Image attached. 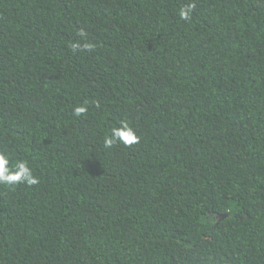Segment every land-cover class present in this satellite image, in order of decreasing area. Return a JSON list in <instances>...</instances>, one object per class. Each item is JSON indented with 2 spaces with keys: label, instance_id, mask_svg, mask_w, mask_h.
Returning a JSON list of instances; mask_svg holds the SVG:
<instances>
[{
  "label": "trees",
  "instance_id": "trees-1",
  "mask_svg": "<svg viewBox=\"0 0 264 264\" xmlns=\"http://www.w3.org/2000/svg\"><path fill=\"white\" fill-rule=\"evenodd\" d=\"M0 152V264H264V0H0Z\"/></svg>",
  "mask_w": 264,
  "mask_h": 264
},
{
  "label": "clouds",
  "instance_id": "clouds-1",
  "mask_svg": "<svg viewBox=\"0 0 264 264\" xmlns=\"http://www.w3.org/2000/svg\"><path fill=\"white\" fill-rule=\"evenodd\" d=\"M195 7V3H188L186 6L182 7L178 13L179 18L183 21H189ZM79 35L83 37L85 33L81 30ZM71 47L76 49L80 47V45L72 44ZM83 47L90 50L93 48V45L86 43ZM97 107H99L98 104ZM86 111V107L78 106L74 109V114L80 116ZM116 142L129 146L139 142L138 135L127 121H121L118 128L112 129V135L104 139V146L111 148ZM38 183L39 180L33 175L27 161L21 160L13 164L10 162V158L6 153L0 152V185L12 187L18 184H26L32 186Z\"/></svg>",
  "mask_w": 264,
  "mask_h": 264
}]
</instances>
